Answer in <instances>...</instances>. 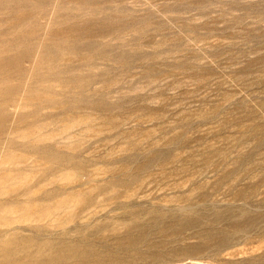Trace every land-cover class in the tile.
<instances>
[{"label": "rangeland", "instance_id": "374dc122", "mask_svg": "<svg viewBox=\"0 0 264 264\" xmlns=\"http://www.w3.org/2000/svg\"><path fill=\"white\" fill-rule=\"evenodd\" d=\"M0 264H264V0H0Z\"/></svg>", "mask_w": 264, "mask_h": 264}]
</instances>
